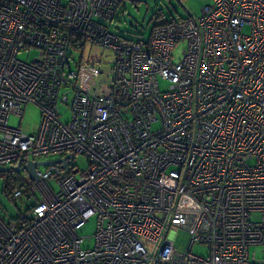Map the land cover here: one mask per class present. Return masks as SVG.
Wrapping results in <instances>:
<instances>
[{
  "label": "built area",
  "instance_id": "built-area-1",
  "mask_svg": "<svg viewBox=\"0 0 264 264\" xmlns=\"http://www.w3.org/2000/svg\"><path fill=\"white\" fill-rule=\"evenodd\" d=\"M120 1L0 0V168L18 210L0 202V264H264L250 252L264 245V0H209L148 39L110 29ZM29 103L35 132L9 123ZM53 152L65 167L14 170ZM172 227L190 232L186 251Z\"/></svg>",
  "mask_w": 264,
  "mask_h": 264
},
{
  "label": "rangeland",
  "instance_id": "rangeland-1",
  "mask_svg": "<svg viewBox=\"0 0 264 264\" xmlns=\"http://www.w3.org/2000/svg\"><path fill=\"white\" fill-rule=\"evenodd\" d=\"M126 10H118L115 20L110 24V29L119 34H122L126 38H139L148 39L152 32V29L156 22H160V18L156 17L159 12L163 14V18L173 20L180 17H188L193 14L195 17L200 16L204 5L209 3V0H125ZM245 31H250V26L245 28ZM187 47V41H181L174 49L175 61H180L183 57V50ZM90 47L85 50V58L89 56ZM105 50L100 46H95L90 51V59H100ZM40 51L36 48L29 53L21 52L20 57L23 59L31 60L38 56ZM29 54V55H28ZM81 51H75L74 56L79 59ZM109 60V59H107ZM73 68L76 70V64L72 60ZM69 71V69H68ZM160 87L162 90H166L170 86V82L160 78ZM59 107L62 112V119L67 120L70 116V108L60 102ZM24 115L20 118L16 115H11L9 123L13 126L20 125L23 130L27 132H35L39 129L42 120V110L40 106L29 103L24 105ZM63 157L62 152H53L46 154L39 158V161H59ZM73 164H77L78 167L83 170L88 166V158L85 155L77 154ZM46 165H41V170H46ZM24 176H27L26 172H23ZM12 173H0V202L4 208L8 211L10 217H16L18 215L17 207L12 203L5 194L6 180L12 184L15 183ZM52 186L56 190H60V184L56 179L51 180ZM34 200H30V203ZM21 205V203L19 202ZM258 216L256 215L255 218ZM7 218H9L7 216ZM96 216H92L89 222L84 225L79 233L85 237L83 247L92 248L95 246V233H96ZM175 233V245L180 252L187 250L190 242V232L181 227H172L171 232ZM192 250L196 253H200L204 256L209 255V249L207 246L200 243H195ZM251 256L253 258L256 255V259L262 260L264 258V245H252L250 247Z\"/></svg>",
  "mask_w": 264,
  "mask_h": 264
},
{
  "label": "water",
  "instance_id": "water-1",
  "mask_svg": "<svg viewBox=\"0 0 264 264\" xmlns=\"http://www.w3.org/2000/svg\"><path fill=\"white\" fill-rule=\"evenodd\" d=\"M67 157H70L71 159H73L74 158V155H68ZM59 161H62L63 162L62 167H65L66 164L68 163L66 161V159H61ZM59 161H57V162H59ZM55 163H56L55 161H39L38 162V161L30 160L29 163H27L24 166H21V165L16 166L14 168V170L17 171V172H21L23 170H26L28 172V174L30 175V177L35 180L38 177L37 166L39 164L40 165H46L47 166V165H53ZM11 170L12 169L10 167H1L0 168V172H2V173L3 172H10ZM75 172H77V170Z\"/></svg>",
  "mask_w": 264,
  "mask_h": 264
},
{
  "label": "trees",
  "instance_id": "trees-1",
  "mask_svg": "<svg viewBox=\"0 0 264 264\" xmlns=\"http://www.w3.org/2000/svg\"><path fill=\"white\" fill-rule=\"evenodd\" d=\"M124 1L125 0H121L120 4H119V9H121V11H125L126 10V4L124 3ZM131 1H136V0H131ZM192 16H194V15L190 14V16H188V17H192ZM156 17L160 18L161 20H160V22H156L154 27H156L158 25H162V24H167V23H170L172 21H178V20L183 19V18H188V17H180L178 19L174 18L173 20H169V19L163 18V14H161L159 12L156 14ZM123 37H125V36H123ZM130 39H132V38H130Z\"/></svg>",
  "mask_w": 264,
  "mask_h": 264
},
{
  "label": "crops",
  "instance_id": "crops-1",
  "mask_svg": "<svg viewBox=\"0 0 264 264\" xmlns=\"http://www.w3.org/2000/svg\"><path fill=\"white\" fill-rule=\"evenodd\" d=\"M193 15V14H192Z\"/></svg>",
  "mask_w": 264,
  "mask_h": 264
}]
</instances>
